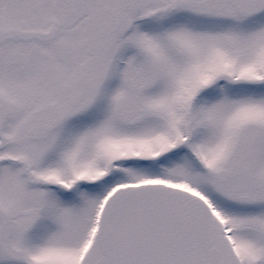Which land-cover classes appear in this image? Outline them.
<instances>
[{"label": "snow or ice", "instance_id": "6c2138e0", "mask_svg": "<svg viewBox=\"0 0 264 264\" xmlns=\"http://www.w3.org/2000/svg\"><path fill=\"white\" fill-rule=\"evenodd\" d=\"M0 264H264V0H0Z\"/></svg>", "mask_w": 264, "mask_h": 264}]
</instances>
